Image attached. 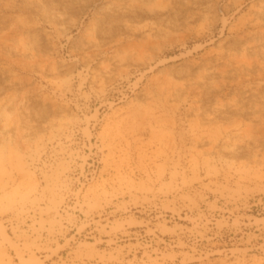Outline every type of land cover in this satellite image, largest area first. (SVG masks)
<instances>
[{"label": "rangeland", "instance_id": "1", "mask_svg": "<svg viewBox=\"0 0 264 264\" xmlns=\"http://www.w3.org/2000/svg\"><path fill=\"white\" fill-rule=\"evenodd\" d=\"M24 258L264 264V0H0V264Z\"/></svg>", "mask_w": 264, "mask_h": 264}, {"label": "bare ground", "instance_id": "2", "mask_svg": "<svg viewBox=\"0 0 264 264\" xmlns=\"http://www.w3.org/2000/svg\"><path fill=\"white\" fill-rule=\"evenodd\" d=\"M2 232H3L4 236H5L6 233L4 232L3 229H2ZM22 264H40V263L39 262H36L35 260H31V259L24 258L22 260Z\"/></svg>", "mask_w": 264, "mask_h": 264}]
</instances>
